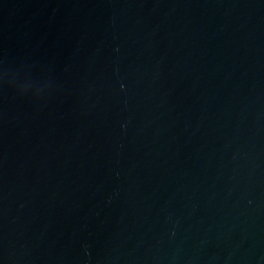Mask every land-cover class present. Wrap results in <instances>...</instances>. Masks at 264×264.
Instances as JSON below:
<instances>
[{
	"label": "water",
	"instance_id": "1",
	"mask_svg": "<svg viewBox=\"0 0 264 264\" xmlns=\"http://www.w3.org/2000/svg\"><path fill=\"white\" fill-rule=\"evenodd\" d=\"M0 264H264V0H0Z\"/></svg>",
	"mask_w": 264,
	"mask_h": 264
}]
</instances>
